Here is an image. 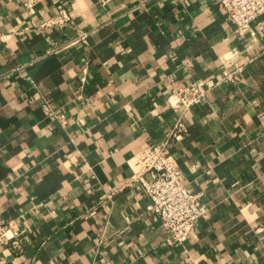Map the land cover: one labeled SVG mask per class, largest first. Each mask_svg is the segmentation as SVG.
Segmentation results:
<instances>
[{
  "label": "crops",
  "instance_id": "1",
  "mask_svg": "<svg viewBox=\"0 0 264 264\" xmlns=\"http://www.w3.org/2000/svg\"><path fill=\"white\" fill-rule=\"evenodd\" d=\"M61 7L72 22L42 26ZM179 118L171 151L210 207L183 241L133 179ZM0 215L20 240L0 264H264V14L242 34L220 0H0Z\"/></svg>",
  "mask_w": 264,
  "mask_h": 264
},
{
  "label": "built area",
  "instance_id": "2",
  "mask_svg": "<svg viewBox=\"0 0 264 264\" xmlns=\"http://www.w3.org/2000/svg\"><path fill=\"white\" fill-rule=\"evenodd\" d=\"M29 12L35 11L40 0H22ZM229 19L236 25L239 33L251 28L252 22L264 14V0H220ZM72 22L68 11L61 7L59 14L42 23V26L67 25ZM228 78H232L229 74ZM218 82L207 80L204 84L196 82L174 86L168 96L169 103L175 109L185 112L191 106L201 102L209 90ZM179 118L167 140L160 145L143 148L136 159L138 162L133 179L139 181L150 197L148 209L160 215L162 223L170 230L176 241L187 239L197 228L198 221L210 214V207L201 199V194L193 192L186 184L181 168L177 165L171 151L175 142L183 137L185 129ZM8 243L13 248L20 247L12 220L0 215V244Z\"/></svg>",
  "mask_w": 264,
  "mask_h": 264
}]
</instances>
